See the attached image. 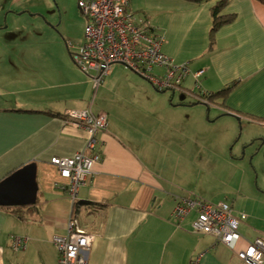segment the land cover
<instances>
[{"label":"crops","instance_id":"0c3cea01","mask_svg":"<svg viewBox=\"0 0 264 264\" xmlns=\"http://www.w3.org/2000/svg\"><path fill=\"white\" fill-rule=\"evenodd\" d=\"M214 3L130 0L135 19L148 21L164 34L163 53L189 69L183 83L173 90H157L121 64L112 65L103 84L94 90L90 78L71 63L73 49L67 42L64 49L58 37L52 41L60 46L58 57L63 63L52 65L51 70L46 48L29 53L11 48L14 43L8 41L5 45L10 49H0V181L34 164L36 186L33 198L24 192L29 176L22 177L0 198V264H58L52 241L68 235L70 219L76 220L79 230L93 235L87 264H188L195 259L198 264L237 262L234 251L214 246L209 236L194 234L192 217L181 224L172 220L173 196L193 194H182L176 180L152 170L160 146L170 149L167 145L172 143L176 127V117H170L176 115L172 110L177 107L201 124L229 118L245 132L244 142L231 154L234 159H222L221 164L234 165L250 158L253 166L254 155L264 148V5L256 0H227L221 15H232L234 20L219 27L210 40ZM82 41L83 37L73 43ZM153 72L161 73L159 69ZM231 87L225 98L226 114L219 106L199 99ZM87 108L107 115L106 129L97 133L93 150H86L87 133L63 118L67 110ZM258 140L254 154L249 146H256ZM82 151L99 153L101 159L79 188L74 203L67 181L50 159ZM195 156L209 168L218 167L206 156H198L197 150ZM180 158L186 162L184 168L193 163L192 158ZM172 164L175 167L176 160ZM231 181L233 184L234 179ZM242 183L224 198L236 215L240 214L236 205L246 208L249 197L242 194ZM260 187L257 184L249 195L264 197V185ZM209 199L222 200L220 196ZM245 210L238 227V249L264 238L263 226L257 225L254 213ZM15 236L26 239L24 249H12Z\"/></svg>","mask_w":264,"mask_h":264},{"label":"built area","instance_id":"2783aa9c","mask_svg":"<svg viewBox=\"0 0 264 264\" xmlns=\"http://www.w3.org/2000/svg\"><path fill=\"white\" fill-rule=\"evenodd\" d=\"M130 0H78L77 7L85 18L83 41L77 45L67 43L74 65L90 78L97 90L104 82L114 64H121L146 78L157 90L168 91L180 86L189 75L185 64H176L166 56L162 47L163 33L158 32L146 20H136L129 10ZM159 69L160 74L153 71ZM202 72L198 73L199 75ZM63 118L87 133L86 150H93L98 140L96 135L107 126L104 112L93 113L90 108L67 110ZM101 159L99 153L92 155L84 151L71 157H52L61 178L67 181V192L74 201L78 190L92 174L94 164ZM174 206L171 218L181 224L192 217L190 223L194 234L209 236L214 246L222 245L235 252L237 262L229 264H264V238H255L238 249L241 235L239 224L245 215L234 214L227 203L213 204L193 196H173ZM53 244L58 251V264H87V253L93 242V235L78 229L76 220L68 221V235L54 237ZM26 239L15 236L11 240L14 251L24 249ZM188 264H198L192 260Z\"/></svg>","mask_w":264,"mask_h":264},{"label":"rangeland","instance_id":"374dc122","mask_svg":"<svg viewBox=\"0 0 264 264\" xmlns=\"http://www.w3.org/2000/svg\"><path fill=\"white\" fill-rule=\"evenodd\" d=\"M77 1L0 0V49L9 48L5 45L8 41L14 43L11 48L29 53L37 47L39 49L43 47L47 50L49 70L52 69V65L60 66L63 63L58 57L57 49L60 46L52 41V37H58L64 49L65 42L74 44L73 42L77 43L82 39L86 21L79 12ZM45 39H48V42H42ZM70 61L74 65L71 58ZM164 95L170 96L169 92ZM193 109L195 108H191L190 111L195 113ZM172 111H176V115L170 117L172 120L176 117L174 119L176 127L172 143L167 145L170 149L166 151L164 146H160L161 151L157 154L159 159L154 162L157 166L153 165L152 170L160 176L176 180L184 190L182 194L190 192L213 204L225 203L224 198L233 194L232 188L237 187L236 185L242 181V194L249 196L246 201L247 207L244 208L238 203L236 208L239 213L246 214L245 209L254 213L257 225L264 228V197L260 193L256 196L248 193L256 188L257 184L259 187L264 185V148L255 154L259 140L256 141V146H249L253 148L252 152L255 154V167L250 165V158L236 161V166L221 164L222 159H234L231 154L236 153L235 150L244 142L245 132L232 124L229 118H220L211 124H201L198 122L200 120L195 121L190 115L184 114L183 108L177 107ZM186 117L192 122L191 125L184 119ZM195 150L198 151V156H206L208 162L212 161L214 166L218 167L209 168L208 164L206 166V163L197 160ZM249 151L250 149L247 153ZM144 155L148 156L150 153ZM182 155L193 159L192 165L188 168H184L186 162L180 158ZM173 160H176L175 167L172 164ZM166 163L168 165L171 163V166H166ZM231 178L234 179L233 184ZM203 195L209 198L220 196L222 200H211ZM254 198L259 200L258 203L252 201Z\"/></svg>","mask_w":264,"mask_h":264},{"label":"trees","instance_id":"16d2710c","mask_svg":"<svg viewBox=\"0 0 264 264\" xmlns=\"http://www.w3.org/2000/svg\"><path fill=\"white\" fill-rule=\"evenodd\" d=\"M195 3H202V2H209L213 0H189ZM260 4L264 5V0H256ZM227 0H215L214 5L210 9V16H211V28H210V37L214 40V33L219 29V27L229 24L234 20V16L232 15H221L223 8L226 6ZM211 45V42H210ZM233 87L229 89H225L220 93L209 95V96H201L199 99H204V101L215 104L222 108L225 112V114L228 112V109L225 107V98L228 96V94L231 92ZM217 99H221V102L218 103Z\"/></svg>","mask_w":264,"mask_h":264},{"label":"water","instance_id":"95a60500","mask_svg":"<svg viewBox=\"0 0 264 264\" xmlns=\"http://www.w3.org/2000/svg\"><path fill=\"white\" fill-rule=\"evenodd\" d=\"M34 168H35L34 164L25 165L21 169H19L16 172L12 173L6 179L0 181V198L3 197L4 190L7 187H11L10 185L13 182L18 181L22 177H26V176H29V177L26 179V183H25V186H24V190H25L24 192L28 193V194H31V196L33 198H35L36 186H35V183H34V175H35ZM33 202H34V200H33Z\"/></svg>","mask_w":264,"mask_h":264}]
</instances>
